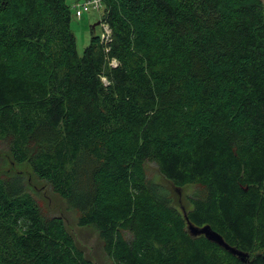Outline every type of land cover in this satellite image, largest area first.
<instances>
[{
  "label": "trees",
  "instance_id": "16d2710c",
  "mask_svg": "<svg viewBox=\"0 0 264 264\" xmlns=\"http://www.w3.org/2000/svg\"><path fill=\"white\" fill-rule=\"evenodd\" d=\"M80 1L0 0V264H96L70 217L110 264H264V0H102L78 54Z\"/></svg>",
  "mask_w": 264,
  "mask_h": 264
},
{
  "label": "rangeland",
  "instance_id": "374dc122",
  "mask_svg": "<svg viewBox=\"0 0 264 264\" xmlns=\"http://www.w3.org/2000/svg\"><path fill=\"white\" fill-rule=\"evenodd\" d=\"M74 14V9H73ZM101 12L91 10L88 13H84L81 18L73 17L71 22V29L76 38L77 52L82 54L84 48L89 44L91 37V29L99 22V25L94 27V33L99 35L101 33L100 23ZM5 157L4 152H0V174L4 173L5 170L10 169V164L6 161L4 164L2 159ZM14 168V167H13ZM146 172L150 178L156 182H164V179L159 174L154 164H146ZM15 170H26L24 166H15ZM34 187V184L32 185ZM39 197L44 211L49 215H60L65 213V203L55 196L52 191L46 187L38 185L34 189ZM192 191V187L185 188L178 191L179 195H186ZM69 229L74 233L79 245L90 255L96 262V264H110L108 258L104 255L101 247V243L98 239L97 233L92 228H79L76 226L75 221L70 217L68 222Z\"/></svg>",
  "mask_w": 264,
  "mask_h": 264
},
{
  "label": "water",
  "instance_id": "95a60500",
  "mask_svg": "<svg viewBox=\"0 0 264 264\" xmlns=\"http://www.w3.org/2000/svg\"><path fill=\"white\" fill-rule=\"evenodd\" d=\"M96 25H99V22H97L93 26V29ZM183 214H184L185 218L187 219L186 213L184 210H183ZM188 230H189V233L191 235H193V236L203 235L207 240L216 243L217 245L221 246L226 251H228L230 254L237 256L242 262H246V259L248 257V255L246 253L240 252V251L236 250L235 248L230 247L227 243L224 242L222 237L219 234H217L216 232H214L213 230H211V228L209 226H203L201 228H198V227H194L193 225L188 223Z\"/></svg>",
  "mask_w": 264,
  "mask_h": 264
},
{
  "label": "built area",
  "instance_id": "2783aa9c",
  "mask_svg": "<svg viewBox=\"0 0 264 264\" xmlns=\"http://www.w3.org/2000/svg\"><path fill=\"white\" fill-rule=\"evenodd\" d=\"M102 8V0H83L74 4V15L77 18H81L84 13H88L91 10L100 12ZM101 23V21H100ZM110 31L105 24L101 23V39L107 40L109 38Z\"/></svg>",
  "mask_w": 264,
  "mask_h": 264
}]
</instances>
